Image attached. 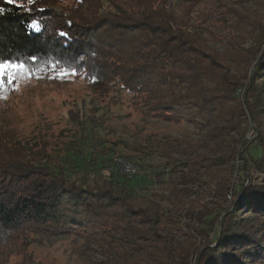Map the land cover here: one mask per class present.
<instances>
[{"label": "trees", "instance_id": "obj_1", "mask_svg": "<svg viewBox=\"0 0 264 264\" xmlns=\"http://www.w3.org/2000/svg\"><path fill=\"white\" fill-rule=\"evenodd\" d=\"M200 1L74 0L61 10L0 0V57L35 56L70 66L90 60L126 89L139 86L135 91L154 103L155 117L187 119L204 130L197 140L167 137L166 152L197 154L182 163L179 182L149 194L125 179L110 180L113 186L79 185L70 178L79 170L75 164L72 171L62 163L37 170L2 167L0 264L35 262L25 253L22 262L10 263L12 253L25 252L28 234L76 232L103 246L107 261L99 264H192L195 253L194 264H264V16L253 19L219 2L236 15L242 33L240 44L216 51L205 34L215 10L198 11ZM34 20L40 31L31 27ZM250 129L254 141L247 138ZM252 172L263 174L262 183ZM144 174L142 181L154 178L155 187L161 182L160 172ZM201 181L214 202L190 198L186 185ZM173 230L202 238L204 247L195 241L175 248Z\"/></svg>", "mask_w": 264, "mask_h": 264}, {"label": "rangeland", "instance_id": "obj_2", "mask_svg": "<svg viewBox=\"0 0 264 264\" xmlns=\"http://www.w3.org/2000/svg\"><path fill=\"white\" fill-rule=\"evenodd\" d=\"M73 1L35 0L28 5L27 0H21L26 8L49 4L61 10L70 8ZM219 2L241 9L253 19L264 16V4L253 0L200 1L198 11L215 10L210 33L205 30L209 45L216 51H223L230 45L240 44L242 31L236 15ZM78 61L71 67L80 69L79 75L52 78L55 73L49 70L42 78L19 81V90H8L0 95V177L2 167L14 171L22 167L37 170L45 164L62 163L71 167V171L74 164L79 165L77 172H70V178L88 188L113 186L110 180L125 179L137 191L149 194L179 182V173L185 168L182 163L197 152L186 148L166 152L163 149L166 139L170 136L197 140L204 130L187 119L171 123L155 117L154 103L135 91L139 86H135V90L126 89L109 69L99 68L90 60L80 58ZM26 62L32 64L30 60ZM41 62L44 61H37ZM254 132L250 129L247 138L253 140ZM68 159L73 162H65ZM124 162L133 163L138 171L133 175L123 172ZM144 172L151 177L154 173H162L157 179L161 182L155 187L154 178L142 181ZM231 178L239 185L240 177L236 173ZM252 178L262 183L263 174L252 172ZM206 183L186 185L193 191L190 198H198L202 204L214 202L208 195L210 190ZM28 235L23 242L25 252L12 253L10 263L22 262L25 253L34 255L33 264H99L107 261L103 246L96 238H87L91 236L89 234ZM171 235L175 248L195 241L199 249L204 247L202 238L190 240L175 230ZM197 254L192 256V264L196 262ZM4 258L0 254V262Z\"/></svg>", "mask_w": 264, "mask_h": 264}, {"label": "snow or ice", "instance_id": "obj_3", "mask_svg": "<svg viewBox=\"0 0 264 264\" xmlns=\"http://www.w3.org/2000/svg\"><path fill=\"white\" fill-rule=\"evenodd\" d=\"M8 4L17 5L20 8H24L25 4L21 0H6ZM35 0H27V4L31 5ZM43 11V10H41ZM4 9L0 8V14H3ZM34 31H40L42 24L40 21L34 20L31 24ZM61 36L67 37V33H59ZM32 64L26 62L22 58H6L0 57V95L8 90H19V81L30 80L32 78H42L43 73L51 71L55 73L52 78L64 79L69 76L79 75L80 69L63 64L59 60H48L41 63H37L38 58L35 56L29 57Z\"/></svg>", "mask_w": 264, "mask_h": 264}, {"label": "built area", "instance_id": "obj_4", "mask_svg": "<svg viewBox=\"0 0 264 264\" xmlns=\"http://www.w3.org/2000/svg\"><path fill=\"white\" fill-rule=\"evenodd\" d=\"M121 170L123 172L128 173L129 175H133L134 173H136L138 171V167H136L133 163L124 162L122 164Z\"/></svg>", "mask_w": 264, "mask_h": 264}, {"label": "water", "instance_id": "obj_5", "mask_svg": "<svg viewBox=\"0 0 264 264\" xmlns=\"http://www.w3.org/2000/svg\"><path fill=\"white\" fill-rule=\"evenodd\" d=\"M262 180H263V178H262ZM222 228H223V218H222V221H221L220 231H222Z\"/></svg>", "mask_w": 264, "mask_h": 264}]
</instances>
